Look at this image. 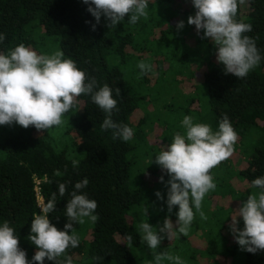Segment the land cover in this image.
Masks as SVG:
<instances>
[{"label":"trees","instance_id":"1","mask_svg":"<svg viewBox=\"0 0 264 264\" xmlns=\"http://www.w3.org/2000/svg\"><path fill=\"white\" fill-rule=\"evenodd\" d=\"M153 1L148 0V19L141 18L131 25L125 16L121 23L110 29L107 27L110 21L103 15L96 23L87 11L91 5L82 0H0V33L6 37L0 43V54L7 55L20 44L38 54H51L57 49L63 51L64 58L74 60L89 78L96 79L98 86L107 84L112 88L113 98L117 100L112 119L132 129L136 128L132 115L142 100L137 86H151L171 69L188 74L183 62L195 65L205 61L202 81L212 129L217 131L219 122L226 115L238 138L245 136L246 131L257 137V146L239 170L246 186L252 188L251 181L264 176V0H247L248 11L242 10L238 3L235 19L252 25V31L246 35L255 40L262 57L259 66L243 79L226 75L215 55L211 58L204 55L208 39L199 37L196 42H187L193 35L191 29H195L187 23L188 17L196 12L192 4L182 12L184 28H164L155 34V28L163 25L167 13L174 14V11L170 7L172 0ZM160 13L167 15L158 17ZM174 33L177 35L173 36ZM181 43L186 46L184 53L178 49L177 44ZM141 61L151 65V71L143 76L137 67ZM179 61L182 63L177 65ZM165 63H168V70L164 69ZM194 73L189 69V77ZM115 89L120 90L119 95ZM77 99V106L66 114L64 123L58 128V136L32 126L25 129L15 123L0 125V225L7 221L13 227L20 249L31 261L36 251L28 239L31 219L34 214H40L34 179L40 180L43 204L56 193L55 208L48 218L58 230H64L68 223L66 203L71 198L73 186L87 178L88 185L78 194H86L96 201L94 214L99 219L92 223L85 218L83 224H73L77 233L83 229L88 231L79 246L69 248L65 255L72 258L73 264H139L125 239L126 235L132 236L130 247H139L142 243L130 220L131 208L140 205L143 195L141 190L130 186L134 163L131 154L136 148L129 141L113 139L111 130H101L106 114L92 102L91 96L82 95ZM143 124L139 123V126ZM70 150L77 155H68ZM73 160L79 161L78 167L72 166ZM57 170L62 175H54ZM60 183L67 184L63 197L58 191ZM249 194L248 191H236L230 198L242 206ZM220 209L223 213L224 206ZM231 215H224L226 220L221 226L222 237L227 242L229 239L223 230ZM237 227L241 228L239 224ZM60 260L63 262L64 257ZM44 264L52 262L45 259ZM244 264H264V251L255 254L245 251Z\"/></svg>","mask_w":264,"mask_h":264},{"label":"clouds","instance_id":"2","mask_svg":"<svg viewBox=\"0 0 264 264\" xmlns=\"http://www.w3.org/2000/svg\"><path fill=\"white\" fill-rule=\"evenodd\" d=\"M82 2L91 5L87 11L97 24L102 15L110 21L107 25L110 29L121 23L125 16L131 25L138 23L141 18L146 20L149 17L148 0ZM243 2L192 0L196 12L187 19L188 25H194L198 33L203 30L202 39H209L215 46L217 63L223 65L225 74H232L238 79L246 78L262 59L255 40L246 35L252 31V25L235 19L238 3ZM176 27L182 29L184 22H178ZM5 38L0 33V43ZM137 67L141 76L151 71V65L143 61ZM115 92L116 95L120 94L119 89H115ZM82 95L91 96L92 102L106 114L100 125L102 131L111 130L113 139L119 138L125 142L132 139L133 129L112 119V111L117 106L112 88L107 84L98 86L96 79L89 78L74 60L64 58L63 51L57 49L51 54H38L20 44L7 55L0 54V125L11 126L15 123L25 129L32 126L38 131L61 126L66 114L77 106V98ZM181 127L185 132H176L171 143L155 155L154 161L169 176L166 204L169 214L174 206H178L175 228L168 216L158 230L146 220L138 224L144 243L153 250L154 264H164L165 261L168 264H185L179 255L167 250L157 252V249L165 238L171 240L178 235L187 236L196 213H199L201 220H207L202 202L217 187L211 170L232 156L238 139L226 115L219 122L217 131H213L209 124L194 122V118L187 115L183 117ZM78 164L79 161H72L74 168ZM54 175L62 174L57 170ZM159 182L164 183L163 176ZM88 183L85 178L74 184L71 198L66 203L68 223L64 225V230H58L48 218L55 208L56 193H52L42 206L40 214L33 215L28 239L36 251L31 261L27 259L26 252L20 249L13 227L7 221L0 225V264H44L45 259L52 264H73L72 258L65 255L69 248H76L80 243L73 224H83L85 218L92 223L99 219L94 214L96 201L90 200L86 194H78ZM251 187L260 191L250 194L235 211L230 231L242 250L255 254L264 251V176L253 179ZM58 191L63 197L67 184L60 183ZM155 195L158 200L163 199L159 191ZM145 215L147 217V209ZM237 217L243 220V230L237 227ZM125 239L130 247L132 236L126 235ZM62 256L63 262L60 260Z\"/></svg>","mask_w":264,"mask_h":264},{"label":"rangeland","instance_id":"3","mask_svg":"<svg viewBox=\"0 0 264 264\" xmlns=\"http://www.w3.org/2000/svg\"><path fill=\"white\" fill-rule=\"evenodd\" d=\"M149 1L154 2L153 0ZM191 4L190 0H172L170 7H172L174 14L170 10L167 17H165L167 14H158V17L163 16L165 20L163 25L155 28L154 33H159V30L164 28L178 30L177 23L183 21L182 12ZM240 4L242 10L248 11L247 0ZM194 15L195 12L192 16ZM192 29L193 35L190 41H187L188 43L196 42L199 37H203V30L198 33L196 29ZM174 35L177 34L174 33ZM179 37L180 42H182L183 33ZM177 45L180 52L186 51L185 44ZM216 50L208 39L204 45V55L207 58L216 56ZM181 63L182 61H179L177 65ZM183 63L188 68V74L171 69L162 74V79L152 82L151 86H137V93L142 94V100L135 115H132V121H136V128L133 129L134 135L129 142L136 149L131 154L134 163L131 168L130 186L133 189L141 190L143 195L140 205L131 208L130 220L141 238L142 233L138 228L140 222L146 220L150 226L158 230L159 227L163 226L166 216L171 219L174 228L177 220L178 206H174L170 214L167 211L168 189L166 184L169 176L154 162L155 155L159 154L161 148H166L171 143L176 132L179 131L182 134L185 132V129L181 127V121L185 115L192 116L194 122L211 125L209 109L206 107V89L202 81V73L206 70V63L205 61L195 65L192 62ZM111 64L114 65V63ZM164 69H169L168 63L164 64ZM189 69L191 72L192 70L195 72L191 77H189ZM139 123L144 124L139 126ZM59 127L48 130L53 136H58ZM256 138V135H249V132L246 131L245 136L241 135L237 139L232 156L211 170L217 187L215 191H210L202 202V210L207 216V220H201L199 213H196L189 234L187 236L178 235L171 240L165 238L157 252L170 251L174 255H179L185 264H244L245 251L235 242L230 231L235 211L241 206L238 201L232 200L230 195L236 191H248L250 194L260 191L246 186L245 181L239 175L240 168L257 146ZM75 154L77 155L71 150L68 152L71 157H75ZM161 176H163L164 183L159 182ZM157 191L161 193L162 200L157 199L155 195ZM221 206H224L223 213H220ZM146 209L147 217L145 215ZM227 213H232V215L230 216L231 220L223 230V234L229 239V242L221 234L222 223L226 220L224 215ZM237 221L240 229L243 230L242 218L237 217ZM87 231L83 229L78 233L76 232L80 240L85 239ZM128 249L139 264H154L153 250L148 248L143 239L139 247L128 246ZM164 264H168V262L165 261Z\"/></svg>","mask_w":264,"mask_h":264},{"label":"built area","instance_id":"4","mask_svg":"<svg viewBox=\"0 0 264 264\" xmlns=\"http://www.w3.org/2000/svg\"><path fill=\"white\" fill-rule=\"evenodd\" d=\"M34 183H35L34 192H35V197H36V200H37V209L40 212V209L44 205L42 197H41V194H40V186H39L40 185V180L35 178L34 179Z\"/></svg>","mask_w":264,"mask_h":264}]
</instances>
